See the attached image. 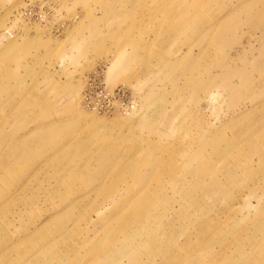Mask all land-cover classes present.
I'll use <instances>...</instances> for the list:
<instances>
[{
	"label": "rangeland",
	"instance_id": "obj_1",
	"mask_svg": "<svg viewBox=\"0 0 264 264\" xmlns=\"http://www.w3.org/2000/svg\"><path fill=\"white\" fill-rule=\"evenodd\" d=\"M0 227V264H264V0H0Z\"/></svg>",
	"mask_w": 264,
	"mask_h": 264
},
{
	"label": "bare ground",
	"instance_id": "obj_2",
	"mask_svg": "<svg viewBox=\"0 0 264 264\" xmlns=\"http://www.w3.org/2000/svg\"><path fill=\"white\" fill-rule=\"evenodd\" d=\"M11 40V38H8ZM7 40V39H6ZM118 63L117 62H114L110 67H109V70L113 73L117 68H118ZM136 92V91H135ZM137 94V93H136ZM138 102V101H137ZM134 110V109H133ZM132 110V111H133Z\"/></svg>",
	"mask_w": 264,
	"mask_h": 264
},
{
	"label": "crops",
	"instance_id": "obj_3",
	"mask_svg": "<svg viewBox=\"0 0 264 264\" xmlns=\"http://www.w3.org/2000/svg\"><path fill=\"white\" fill-rule=\"evenodd\" d=\"M3 166H7V165H3ZM3 238V235H2V228L0 227V240ZM6 240H5V244L7 245V244H9V242H8V236H6Z\"/></svg>",
	"mask_w": 264,
	"mask_h": 264
}]
</instances>
